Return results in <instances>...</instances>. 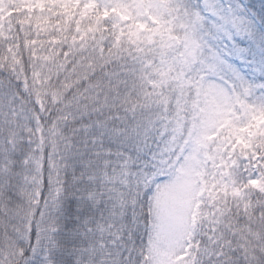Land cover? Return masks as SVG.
<instances>
[{
    "label": "snow or ice",
    "instance_id": "1",
    "mask_svg": "<svg viewBox=\"0 0 264 264\" xmlns=\"http://www.w3.org/2000/svg\"><path fill=\"white\" fill-rule=\"evenodd\" d=\"M0 264H264V0H0Z\"/></svg>",
    "mask_w": 264,
    "mask_h": 264
}]
</instances>
